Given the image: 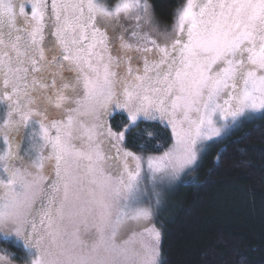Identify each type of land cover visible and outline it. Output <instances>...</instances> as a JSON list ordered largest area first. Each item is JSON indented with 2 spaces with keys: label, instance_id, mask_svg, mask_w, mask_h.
Masks as SVG:
<instances>
[{
  "label": "snow or ice",
  "instance_id": "1",
  "mask_svg": "<svg viewBox=\"0 0 264 264\" xmlns=\"http://www.w3.org/2000/svg\"><path fill=\"white\" fill-rule=\"evenodd\" d=\"M258 113L264 0H0V264H160V186Z\"/></svg>",
  "mask_w": 264,
  "mask_h": 264
},
{
  "label": "trees",
  "instance_id": "2",
  "mask_svg": "<svg viewBox=\"0 0 264 264\" xmlns=\"http://www.w3.org/2000/svg\"><path fill=\"white\" fill-rule=\"evenodd\" d=\"M149 2L157 18L168 20L179 0ZM124 119L116 115L113 124ZM144 128L155 134L150 143L161 146L147 154L169 148L171 132L159 124H141L132 139L144 142L136 135ZM208 150L193 179L174 190L173 216L158 219L162 263L264 264V116Z\"/></svg>",
  "mask_w": 264,
  "mask_h": 264
},
{
  "label": "rangeland",
  "instance_id": "3",
  "mask_svg": "<svg viewBox=\"0 0 264 264\" xmlns=\"http://www.w3.org/2000/svg\"><path fill=\"white\" fill-rule=\"evenodd\" d=\"M264 114H260L258 113L256 118L251 120L250 122L245 120L243 122H241V124L239 125V127L234 128L231 124L227 126V128H224L223 126L221 127V139H216L213 138L211 141H206V142H202L199 146H198V155H197V160L196 162L189 168H186L183 172L179 173L176 177L172 178L171 180L165 182V184H163L162 186H160L159 191L161 193V202H160V206L158 209L155 210L154 213V217L152 220V225L159 230L160 232V240H159V250H160V264H163V252H162V238H163V233L164 230L161 229V227L159 226V222L158 219H160L161 217H163L164 219H169V217H172L174 214V210H175V205L177 203L176 199L173 195L174 190L176 189V187H178L180 184H182L183 182L188 181L189 179H193V177L195 176V171L198 169V167L202 164V160L204 155L209 151L208 149L215 143L218 142H223L227 137L231 136L232 134H234L235 132L243 129L246 127L247 124L251 123L252 121L256 120L259 117H263ZM168 129V128H167ZM170 130V129H168ZM171 142L172 141V137H171ZM28 136L26 135L24 138V143H23V147L24 149L28 148ZM170 147V146H169ZM151 155H162V153L159 154H152L149 153ZM145 242H149L147 241V239L145 238ZM0 247H8L6 246V244H0Z\"/></svg>",
  "mask_w": 264,
  "mask_h": 264
}]
</instances>
